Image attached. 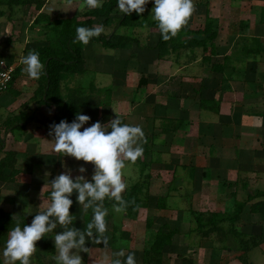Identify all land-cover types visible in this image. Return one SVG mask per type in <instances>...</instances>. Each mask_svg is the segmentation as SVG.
<instances>
[{
	"label": "rangeland",
	"instance_id": "374dc122",
	"mask_svg": "<svg viewBox=\"0 0 264 264\" xmlns=\"http://www.w3.org/2000/svg\"><path fill=\"white\" fill-rule=\"evenodd\" d=\"M45 1L44 11L52 20L38 24L43 27L40 40L46 44L48 35H53L50 29L62 28L69 19L92 20L93 26L127 39L117 48L105 40L81 44L79 68L67 71L57 64L54 78L44 72L33 80L22 67L12 90L5 93L9 100L0 107V135H7L0 154V254L11 228L18 222L21 227L30 224L35 214L46 210L51 181L57 175L70 173L74 179L91 180L95 172L94 162L52 151L54 136L43 123L31 120L50 121L55 99L62 105L74 104L64 118L68 122L81 112L91 117L84 127L97 121L107 124L118 112L124 123L140 125L145 134L143 156L134 164L126 162L127 188L122 193L126 207L116 213L115 201L106 199L102 205L108 209L104 235L110 238V246L87 239L89 251L79 253L84 264H110L105 258L120 250L125 256L134 252L137 264H243V245L255 243L249 260L264 264V131L260 137L248 131L253 121L249 115L255 110L264 113V105L248 104L259 98L255 82L259 77L245 74L238 79L232 73L231 41L245 27H233L237 0H194L195 11L183 28L203 29L212 17L218 32L216 45L210 42L207 48L172 52L158 47L161 34L151 14L153 3L142 15L134 12L127 24L118 26L124 14L117 5L109 20L103 14L111 0H102L92 10L84 7L83 0ZM243 3L239 6H246ZM29 6L16 8L20 9L15 29L20 22L33 20L36 11ZM219 65L221 70L216 69ZM205 100L213 106L219 102V111L206 106ZM24 122L23 128L17 127ZM240 126L242 132L236 129ZM244 183L247 191L253 186L250 193L260 194L246 202L241 219L210 224L216 213L224 216L247 200V194L237 191ZM77 195L71 196L70 211L76 217L71 226L84 230L92 209L78 203ZM199 216L205 220L201 227ZM63 230L57 224L37 241L30 264H56L54 235ZM169 231L172 237L156 244L160 233Z\"/></svg>",
	"mask_w": 264,
	"mask_h": 264
},
{
	"label": "clouds",
	"instance_id": "9594fccd",
	"mask_svg": "<svg viewBox=\"0 0 264 264\" xmlns=\"http://www.w3.org/2000/svg\"><path fill=\"white\" fill-rule=\"evenodd\" d=\"M150 2L154 4L151 14L165 41L175 37L195 11L194 0H118L117 7L121 13L129 16L134 11L142 15ZM83 4L92 10L100 7L102 0H83ZM102 33L109 35L102 26H79L76 28L74 42L87 45ZM21 63L24 72L33 80H39L44 74L45 65L36 50H30L24 55ZM116 113L115 118L107 124L97 121L84 127L91 117L78 112L72 122L64 119L50 126L49 135L55 139L52 151L85 162H94L95 172L91 180L79 177L74 179L70 173L57 175L51 181L50 203L44 207L46 210L35 214L30 224L21 227L18 222L8 231L0 254V264H30V258L37 249V241L52 233L57 224L64 230L54 235L56 264H84L79 253L89 251L87 239H93L96 244L103 243L105 247L110 246V238L104 235L108 231V209L102 207L103 202L106 199L115 201L112 208L116 213L124 210L127 204L122 195L127 188L124 179L126 162L134 164L143 156L145 142L142 127L124 123L120 114ZM80 171L85 169L82 167ZM74 192L78 194V203L85 209H92L91 221L84 230L71 226L76 219L70 211L74 203L71 198ZM73 249L77 251L73 252ZM105 259H110V264H137L135 253L129 252L125 256L123 250Z\"/></svg>",
	"mask_w": 264,
	"mask_h": 264
},
{
	"label": "trees",
	"instance_id": "16d2710c",
	"mask_svg": "<svg viewBox=\"0 0 264 264\" xmlns=\"http://www.w3.org/2000/svg\"><path fill=\"white\" fill-rule=\"evenodd\" d=\"M45 3H46L45 0H0V8L3 7L5 8V10L0 9V14L8 18H11L17 7L29 6V5H34L36 11L38 12L43 8ZM151 3L152 2H150L148 5H150ZM117 4H118V0H111L108 3L105 12H103V14L107 17L108 20L111 18V14L114 11ZM132 16L133 15L129 16L127 14H124L120 18L117 25L119 26V25L127 24L128 18H131ZM51 20L52 19L47 14L41 12L36 17L35 22L43 23L44 21L46 23L47 21H51ZM208 24L209 25H207L205 28L197 29V30L182 28L181 31L175 37H172L167 41L163 40L162 37L160 36L158 47H160L161 50L163 49L162 51L169 52V50H171L170 52H172V51H178L179 49H183V48H194L196 46L207 48V45L210 42H212L213 46H215L216 44H214V42L218 37V32L213 27L212 17L208 18ZM60 26H62V28L60 29L59 26L57 25H54L50 29L51 31L50 33H53V35H48V37H51L49 38L48 44L44 46H40L35 49L40 53V59L45 65L44 72H46V74L50 75L53 78L55 77L54 66L57 64L63 65L67 71H71V69L79 68V64L82 61V45H81L82 43L74 42L76 35V28L79 26L94 27L92 25V20L75 22V19L65 20L63 24H61ZM126 39L127 36H124L123 34H119L116 31H113L109 35H105L104 33H102L99 37L93 38L92 40H96V41L105 40L104 41L105 43L109 44L113 48H117L120 46L122 47ZM254 39L258 41L257 38ZM214 50L216 49L214 48ZM247 51L249 53H256L257 51L259 52L261 50L259 49L257 50L256 45L254 44L251 45L250 43L249 48H247ZM216 69L221 70L222 66L220 65L216 66ZM21 71H22V67L18 66L15 68L13 80L10 83V86L4 91H0V94L2 92L12 90L14 82L16 81V78ZM13 93L16 92L13 91ZM204 102L205 103L207 102V104H205L206 106H211L212 108H214L215 112L219 111V106H218L219 102L215 101L214 103L215 106L211 105V102L209 100H205ZM52 104L55 107V114L50 121L46 122L39 120L37 118H32L31 120L41 122L45 125L46 128L50 129V126L52 124L59 123L61 120L65 118L66 114L70 113V111L74 108V104L71 102L62 105V103H60L55 99L53 100ZM25 124L26 122L21 124L20 127H24ZM4 145L5 144L0 145V151L4 148ZM136 187L137 184L133 186V191L136 189ZM257 194H260V192L259 193L253 192L248 194L247 200L241 203L239 202L240 204L237 203L235 209L224 216H221L219 213H216L209 220V223L217 224L223 220H230L233 222L240 220L246 202L249 200L252 201L253 199H256ZM258 205H260V203L253 206V209H257L256 207ZM198 222H199V227H201L204 225L205 220H203L202 217L199 216ZM172 233L173 231L160 233V235L158 236V240L156 241V244L158 243L161 244L162 243L161 240L164 237H168V239H170L172 237ZM257 245H258L257 243L252 244V246L243 245V249H242L243 254L240 257L243 264H255L254 262H251L249 260L248 253L253 247H256Z\"/></svg>",
	"mask_w": 264,
	"mask_h": 264
},
{
	"label": "crops",
	"instance_id": "0c3cea01",
	"mask_svg": "<svg viewBox=\"0 0 264 264\" xmlns=\"http://www.w3.org/2000/svg\"><path fill=\"white\" fill-rule=\"evenodd\" d=\"M241 3H243L241 2V0H237L235 1V4H233L235 5L233 6V27L236 28H240L242 26L245 27H243V29L240 28L239 33L234 34L236 35L237 38H233V41H231L232 51L229 60L233 58V63H231V60L230 63L232 67V73H234V76H236V78L239 79L241 76H244L245 74L257 75L259 77L258 79L260 81H257V79L255 80L258 86V93L256 94L259 96V98L250 100L248 104H252L254 106L262 104L261 106H263L264 99L262 98L260 99V97L262 96L264 98V0H248V2L243 3V5L246 4V6H239ZM22 7L27 9L32 6H20V8ZM45 7L46 6H43V8L38 12L34 7L36 14L33 20L30 22H25L24 24H21L20 22V24L17 25L16 29L13 23L15 22L18 23V21H16L15 19L18 18L19 16L18 12L20 8L18 9V12L17 10H15L11 18L5 16L6 21L2 20L1 17H4V15L0 14V61L5 60L10 64H13L15 67L18 66L24 67V65L21 63V58L24 55H26L30 50H35L40 46L46 45L45 42H42V40H40L41 39L40 35L42 33L41 29L43 27L35 22V19L39 15V13L41 12H44L45 14L47 13L44 11ZM0 9L5 10L4 7ZM33 24L35 25L34 28L31 26ZM242 31L245 33H242ZM254 38H257L258 41L255 40ZM250 43L251 45L253 44L256 45V49L261 50L259 51L260 53L258 51L256 53H249L247 51V48H249ZM5 93H7V91L2 92L0 94V107L2 106L4 107V103L7 102L5 101L7 98L9 100V97ZM251 109L253 111V108ZM254 112H255L254 115L252 116L249 115L251 121L252 120L253 121L250 127L248 128V131L251 130V132L254 135L260 137V135L262 134L261 131L262 132L264 131V113L263 112L259 113L257 110H255ZM237 125H238L237 123L233 125L234 130H235V126ZM17 127L23 128L20 126ZM236 129L240 130L241 132L243 131L242 126ZM1 136L2 134L0 135V137ZM2 137L3 140L1 141L0 145L5 144L4 145L5 148L7 135ZM4 148L0 151V154L3 153ZM262 174L264 175V172H262ZM247 186L244 183L243 186H241V188H237V191H240L242 196L244 194H247L248 196V194H250V191H252L251 187L253 186H249L248 191L246 190Z\"/></svg>",
	"mask_w": 264,
	"mask_h": 264
},
{
	"label": "built area",
	"instance_id": "2783aa9c",
	"mask_svg": "<svg viewBox=\"0 0 264 264\" xmlns=\"http://www.w3.org/2000/svg\"><path fill=\"white\" fill-rule=\"evenodd\" d=\"M15 66L5 60L0 61V91L6 90L13 80Z\"/></svg>",
	"mask_w": 264,
	"mask_h": 264
}]
</instances>
